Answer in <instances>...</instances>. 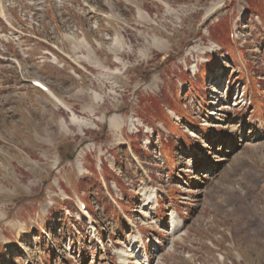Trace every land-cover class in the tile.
Returning <instances> with one entry per match:
<instances>
[{"label": "rangeland", "instance_id": "obj_1", "mask_svg": "<svg viewBox=\"0 0 264 264\" xmlns=\"http://www.w3.org/2000/svg\"><path fill=\"white\" fill-rule=\"evenodd\" d=\"M0 264H264V0H0Z\"/></svg>", "mask_w": 264, "mask_h": 264}, {"label": "bare ground", "instance_id": "obj_2", "mask_svg": "<svg viewBox=\"0 0 264 264\" xmlns=\"http://www.w3.org/2000/svg\"><path fill=\"white\" fill-rule=\"evenodd\" d=\"M218 6H219V1H215V2H213V3H211V5H210V7L207 9V12H212L213 10H216L217 8H218ZM216 8V9H215ZM47 92H48V89H47ZM51 93V92H50ZM49 92H48V94L51 96V97H53V94L51 93L50 94ZM55 100H58L56 97H53ZM120 120V119H119ZM71 121H72V123L74 122V123H77V124H81V125H86L87 123L85 122V121H82V120H80L78 117H76V116H74V115H72L71 116ZM88 150V149H87ZM81 171V170H80ZM150 202L148 201V203H146V205L147 204H149ZM84 213H87L86 211H84ZM138 254H139V252H137Z\"/></svg>", "mask_w": 264, "mask_h": 264}]
</instances>
